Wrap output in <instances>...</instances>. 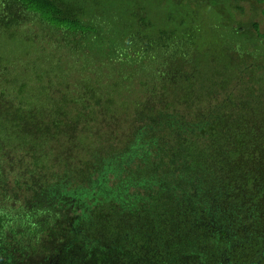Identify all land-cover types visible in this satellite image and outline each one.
I'll return each mask as SVG.
<instances>
[{
  "label": "trees",
  "instance_id": "trees-1",
  "mask_svg": "<svg viewBox=\"0 0 264 264\" xmlns=\"http://www.w3.org/2000/svg\"><path fill=\"white\" fill-rule=\"evenodd\" d=\"M84 1L0 0V45L44 59L42 43L55 45L62 36L71 48L87 44L94 61L119 55L108 41L95 53L91 45L103 31L89 25L93 16L76 4ZM188 1L195 9L180 10L174 28L141 23L133 8L134 25L120 35L123 45L133 41L146 55L136 72L150 105L132 106L143 125L131 126L137 116H121L124 107L109 99L92 103L80 88L71 103L81 100L83 110L46 118V63L23 70L17 62L16 75L0 87V153L8 158L0 155V264H213L227 249L264 240V9L259 21L257 12L242 21L235 12L245 16L240 2L256 10L254 2L264 0H231L239 28L250 21L253 55L224 44L220 34L200 50L196 15L204 0ZM8 54L0 51V60L8 63ZM244 56L254 58L247 68ZM241 71L247 77L239 95L215 101L224 88L212 84L226 87ZM222 72L228 81L218 77ZM254 83L257 90L248 87ZM103 117L100 135L78 131V122L93 118L99 125ZM51 128L62 136L57 145Z\"/></svg>",
  "mask_w": 264,
  "mask_h": 264
},
{
  "label": "rangeland",
  "instance_id": "rangeland-1",
  "mask_svg": "<svg viewBox=\"0 0 264 264\" xmlns=\"http://www.w3.org/2000/svg\"><path fill=\"white\" fill-rule=\"evenodd\" d=\"M79 1L82 2V0ZM76 4L84 6L86 13L89 16H93L89 20V25L103 31L100 33L101 36L97 35L95 37L94 43L91 45L94 46L95 50H97L95 53L98 55V52L102 51V47H105L107 43L106 41L113 45L118 44L121 53L119 55L113 54L107 59L103 57L100 59L97 58L94 61L88 57L91 53V49L87 44L71 48L72 46L64 41L62 36L56 40L57 43L55 45H51L50 43L48 44L47 41L42 43L43 52L40 57H43V55L46 54L44 55V59H36L37 57L31 58V54H34L32 50L26 52V50L23 51L18 48L19 51L16 50V53L14 54L11 51L13 47L12 44H4L2 46L0 45L1 52L4 51L10 53L7 55L9 56L8 63H6L7 60H0V70L4 72L3 75L0 74V87L6 88L7 80L13 78L11 74L14 72V76L16 75L15 71L18 65L17 62L23 66V70L24 66L27 64L31 66L37 65L36 68L40 70V66L46 63L48 68L46 74L50 73L51 75V81H48L45 84L49 90H51V94L48 95L45 100H43L44 105H46V118H49L52 115L54 116L56 113H58L65 120L67 118H71L72 115H76V112L83 110V104L81 100L79 104L78 102L71 103V97H79L77 90L80 88V95H84L82 92L84 89L86 92L85 95L94 98L92 103L104 100L101 105H106L108 103L105 101H108L109 99L111 100L110 102L120 104L121 107H124L123 111H120L121 116L128 114L131 115L132 119L134 116H137V120L134 119V121L131 123V126L137 127L143 125V120H139V117L142 115L139 114V111L133 109L132 106L137 104L139 107V102L150 105L146 102V93H144V91H142V89L139 87V77L141 74L136 72L139 68V62L144 63L146 61V55H139L141 53L139 44L136 45L133 41L129 44L125 43L123 45L120 35L123 36L130 33L131 28L129 27L134 25L133 19L131 18V10L133 8L139 7L141 23L150 21L153 22V25L162 27L163 24L169 22V28L171 26L174 28L175 25H177L180 21L179 11L181 10V14H183L186 7L195 9L194 4L189 5L188 0H85L82 3L83 5L80 3ZM251 5L252 4L248 2H240L239 6H242L245 16L241 15L240 11L238 12L236 9L237 11L235 10V12L238 13L236 16L237 19L241 21L243 19L251 20L254 17V13L257 12L256 14L258 17H255L253 20L259 21L261 15L260 11L264 9V2H254L256 10L251 8ZM200 6L201 7L198 9L199 13L196 15V17L197 20L203 24V31H199V36L198 34L196 36L197 42H195L196 45H199L200 50L204 49L205 46L207 47V45L211 42L216 43L217 36L220 34L219 36L221 40L225 42L224 44H235L237 48L246 50L249 55L256 53L252 47L254 39L249 38L247 40L246 38V25H249L250 21L244 22L245 25L239 28V20L235 19L234 14H231L233 13L231 8V0H204L200 3ZM197 20L196 24L198 25ZM27 25H31V27L35 28L36 24H34V21H30L27 22ZM210 27L215 28V36L214 34L209 35ZM207 30H209V32H207ZM154 33V36L158 39V34L156 32ZM6 36L9 37L10 33ZM12 42L13 44L24 49L29 47L25 41L16 40ZM249 45H251L252 48H250ZM36 46L37 44H34L35 49ZM47 50H50V52ZM28 54H30V57ZM244 58L240 59V63L245 64V67L247 68L249 67V63H251L254 58H250L249 56H244ZM101 60H103L104 63L100 62ZM246 74V72L241 71V73L238 75V78L232 77L233 79L228 82L226 87L217 86V84H212L211 82L213 88L215 89L214 91H217L218 88H224L220 93L213 95L216 99L215 101L221 100L222 97H237L242 90V87L244 88L243 82L247 77ZM29 77L31 78L32 76ZM218 77H220V79L224 77V79L228 81V78L224 76L223 72ZM36 85L38 84L36 83ZM248 87H254V90L258 89V86L255 83L249 84ZM34 89L39 91L43 90V88L39 89L38 87H35ZM63 89L66 91H63ZM63 98H66L67 101L65 105L60 104V106L58 105L57 108H51L48 104L50 99H52V102L55 100L60 102V99L62 100ZM80 99H82L81 96ZM13 100L15 101V98ZM84 102V107H87L91 103V100L88 99ZM152 106L155 110L156 105L153 104ZM58 107H60V110ZM176 109L181 110V107L179 106V108ZM73 110L76 111L73 112ZM100 110L103 111L101 108H99L97 111L100 113V115H103L104 112H102V114ZM37 118L39 117L37 116ZM95 121L96 120L93 118H88V120H82L78 122V131L87 134L89 133L90 135H100V133H103L104 129L106 128L107 123L104 117L101 118V123L99 125ZM54 130L55 128H51L48 135L51 142H54L55 145H57L59 140L62 141V136H59V132L56 133ZM99 138H101V136H99ZM13 147L21 150L20 144L15 145L14 143ZM45 150L47 151V149ZM53 151V153H55L56 149ZM2 154L0 153L1 157L4 158L2 159L7 161L8 158L4 157V154ZM54 159L56 162H58L57 158ZM4 165H6V163H4ZM58 167L63 168L64 165L60 162ZM58 167L56 166L55 168L58 170ZM12 169L13 168L9 166V171ZM5 173H8V171H5ZM8 177L10 178V175ZM11 179H13V177H11ZM23 191L24 189L21 190L20 193L22 197L29 195L26 193V191Z\"/></svg>",
  "mask_w": 264,
  "mask_h": 264
},
{
  "label": "flooded vegetation",
  "instance_id": "flooded-vegetation-1",
  "mask_svg": "<svg viewBox=\"0 0 264 264\" xmlns=\"http://www.w3.org/2000/svg\"><path fill=\"white\" fill-rule=\"evenodd\" d=\"M246 242L221 252L213 264H264V240L259 242L257 239L255 244Z\"/></svg>",
  "mask_w": 264,
  "mask_h": 264
}]
</instances>
